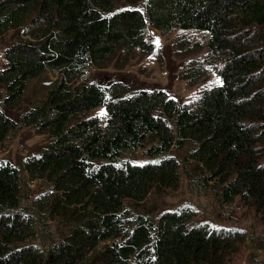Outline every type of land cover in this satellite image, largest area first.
<instances>
[{
    "label": "trees",
    "instance_id": "16d2710c",
    "mask_svg": "<svg viewBox=\"0 0 264 264\" xmlns=\"http://www.w3.org/2000/svg\"><path fill=\"white\" fill-rule=\"evenodd\" d=\"M150 28L203 34L206 56L181 77L220 83L182 104L156 86L86 79L119 53H152ZM8 36L0 150L19 127L47 141L19 165L0 160V264H225L237 252L242 233L198 224L190 208L152 219L126 204L184 174L221 204L264 211V0H0ZM48 72L41 101L11 117ZM148 146L145 163L124 158ZM185 147L189 167L172 154Z\"/></svg>",
    "mask_w": 264,
    "mask_h": 264
},
{
    "label": "rangeland",
    "instance_id": "374dc122",
    "mask_svg": "<svg viewBox=\"0 0 264 264\" xmlns=\"http://www.w3.org/2000/svg\"><path fill=\"white\" fill-rule=\"evenodd\" d=\"M127 6L123 1L118 5L121 8ZM148 35L155 45L152 53H119L110 63L102 66L103 68L90 67L86 72V79L106 85L117 80L126 81L134 88L156 86L168 91L169 97L182 104H191L204 89L220 83L213 73H208L197 85L190 86L181 77L192 61L206 56V48L202 49L205 43L203 34L185 30L164 34L150 28ZM9 38H0V68L4 63L3 53ZM53 80L52 72L31 80L18 105L9 111L10 116L20 121L25 110L41 101ZM92 114L104 115V109L98 108ZM46 141L45 135L30 128L19 127L10 133L0 150V160L6 159L19 165L29 153L38 152ZM147 149L149 146L128 152L124 158L135 164H143L148 160L145 156ZM190 150V147H185L183 150H173L172 154L182 166L189 167L186 156ZM29 185L33 189L43 188L42 182ZM126 206H131L132 211L152 219L168 211L190 208L196 223L234 230L245 237L243 242L237 244V252L225 264H264V211L247 208L239 201L231 205L221 204L209 190H194L184 174L176 189L162 193L152 192L143 203H127Z\"/></svg>",
    "mask_w": 264,
    "mask_h": 264
}]
</instances>
